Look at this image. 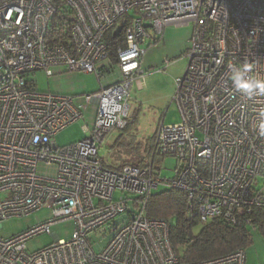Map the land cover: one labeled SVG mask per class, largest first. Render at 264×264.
Returning <instances> with one entry per match:
<instances>
[{"label":"built area","instance_id":"obj_1","mask_svg":"<svg viewBox=\"0 0 264 264\" xmlns=\"http://www.w3.org/2000/svg\"><path fill=\"white\" fill-rule=\"evenodd\" d=\"M55 17L67 44L49 39ZM121 19L119 79L87 94L85 103L38 91L27 78L39 70L51 77L63 67L101 81L111 62L106 34ZM175 23L192 25L187 68L174 78L181 121L160 125L151 161L110 168L98 156L102 142L113 129L127 128L130 92L145 75L143 57ZM241 63L249 65L247 77L264 79V0H0V229L4 220L44 207L53 213L0 237V264H246L244 248L182 262L169 223L146 215L160 188L185 192L202 221L235 225L264 207V95L250 97L231 84L229 65ZM91 102L98 105L93 129L84 126V138L59 145L57 136ZM157 156L177 159L173 176L161 175ZM41 163L56 166V174L40 175ZM66 220L75 232L61 239L52 226ZM105 225L96 251L89 236ZM45 233L57 242L29 252L26 243Z\"/></svg>","mask_w":264,"mask_h":264},{"label":"rangeland","instance_id":"obj_2","mask_svg":"<svg viewBox=\"0 0 264 264\" xmlns=\"http://www.w3.org/2000/svg\"><path fill=\"white\" fill-rule=\"evenodd\" d=\"M191 29V24H169L163 30V39L160 42L161 48L156 52L151 51L155 49V46L149 49L150 54H147L146 65H143L142 68L144 69L142 70L145 72L152 70V72L151 74L146 73L150 76H148V79L146 78L143 88L133 87L130 92L128 126L125 130L113 129L106 136L99 149L98 156L108 167L117 168L127 166V164L151 161V152L160 125L162 123L167 125L176 124L181 121L180 111L173 101L174 86L171 91L170 87H167L164 83H168V80L175 78L172 72L179 74V76L184 74L188 59L184 54L185 52L181 53V50L185 47L184 36L190 33ZM153 30V28H149L148 31L154 36ZM166 61H170V63L167 65ZM107 63L109 62L107 61ZM109 64L102 69L104 76L101 81L95 73L81 71L62 72L48 77L39 70L30 73L27 78L33 81L38 91H50L62 95L69 94L75 96V104L80 105L86 102L85 96L96 93L101 88L102 83H110L119 79L120 74L117 64L112 62ZM154 65L155 67H152ZM162 68H166V70H162ZM59 69L55 68L54 70ZM158 69H161V72ZM155 73L161 74L158 76ZM97 106L95 102L88 103L87 108L84 110V116L57 136L58 144L66 145L84 138L86 134L83 132V127L87 126L90 130L94 127ZM176 163L177 159L175 157L157 156L153 165L161 171L162 176L170 177L174 174ZM56 171V166H47L43 163L38 166V173L42 176L52 177L56 174ZM118 194L119 192L116 193V195ZM50 218H53L51 208L44 207L30 216L4 220L0 229V237H12ZM108 227V225H105L91 233L89 236L91 242L94 244L95 240L102 238L109 230ZM74 229V221L66 220L55 223L51 231L57 232L61 239H70L74 235ZM200 230V226L195 228L196 232ZM251 235H253L254 240L246 249V264H264V238L257 229H253ZM54 242H57L54 235L40 234L30 239L26 243V248L29 252H35ZM94 248L96 251L100 250V247L96 244H94Z\"/></svg>","mask_w":264,"mask_h":264},{"label":"trees","instance_id":"obj_3","mask_svg":"<svg viewBox=\"0 0 264 264\" xmlns=\"http://www.w3.org/2000/svg\"><path fill=\"white\" fill-rule=\"evenodd\" d=\"M55 22L56 17L50 25V41L67 44L69 37L56 32ZM120 24L126 27L122 19ZM115 29L106 34L113 64L118 63V49L125 46L124 29L118 33ZM197 212L185 192L178 189L157 190L146 207V215L169 223V238L182 262L207 260L240 248L247 249L254 240L251 235L253 229H257L264 238V207H256L250 214L241 216L235 225L226 224L220 218L202 221ZM199 226L201 230L196 232L195 228Z\"/></svg>","mask_w":264,"mask_h":264},{"label":"clouds","instance_id":"obj_4","mask_svg":"<svg viewBox=\"0 0 264 264\" xmlns=\"http://www.w3.org/2000/svg\"><path fill=\"white\" fill-rule=\"evenodd\" d=\"M229 80L238 92L252 96L254 94L264 95V79H252L247 77L250 71L247 63L229 65ZM264 128V125H262Z\"/></svg>","mask_w":264,"mask_h":264},{"label":"crops","instance_id":"obj_5","mask_svg":"<svg viewBox=\"0 0 264 264\" xmlns=\"http://www.w3.org/2000/svg\"><path fill=\"white\" fill-rule=\"evenodd\" d=\"M175 24H177V25H181V24H184V23H175ZM192 30V29H191ZM191 34H192V31H190V33H188L187 35H185L184 36V42H185V47L181 50L182 52L181 53H183V52H186L187 51V49H188V41L190 40V37H191ZM161 44L159 43V44H157L154 48L155 49H153V50H151V51H154V52H156L157 50H159L161 47ZM152 49V48H151ZM148 51H149V49H148ZM147 51V54L149 53ZM150 51V52H151ZM153 52V53H154ZM153 53H151V54H153ZM147 54H145L144 55V57H143V60H142V67H143V65L145 64L146 65V59H147ZM150 54V53H149ZM141 67V68H142ZM152 67H155V65L154 66H152ZM169 68H171L170 66H168ZM56 68H60L59 70H55L54 72H57L56 74H58V73H62V72H65L64 70V68L63 67H56ZM142 69H144V68H142ZM161 69H158V71L159 72H161L160 71ZM162 70H166V68L164 69V68H162ZM171 70V69H170ZM157 71V72H158ZM172 71V70H171ZM170 71V72H171ZM151 72H152V70L151 71H148L147 70V72H145V75L143 76V77H140V78H138V79H136V81H135V83H134V85H133V87H137V88H143L144 87V83H145V80H147L148 79V76H150L149 74H151ZM146 73H149L148 75H146ZM173 74L172 75H175V76H173V77H175L176 78V76H179V74H176V73H174V72H172ZM153 74V73H152ZM155 74H158V76L161 74V73H155ZM147 78V79H146ZM174 79V78H173ZM173 79H170V80H168L169 82L168 83H164L167 87L169 86L170 87V89H171V91L173 90V86H174V90H175V80H173ZM118 80V79H117ZM115 81V80H114ZM112 82H110V83H102V85L103 86H108V85H110ZM133 89V88H132ZM75 124V123H74ZM74 124H72V125H74ZM72 125H70L68 128H70ZM68 128H66L65 130H67ZM63 132V131H62ZM61 133V132H60Z\"/></svg>","mask_w":264,"mask_h":264},{"label":"water","instance_id":"obj_6","mask_svg":"<svg viewBox=\"0 0 264 264\" xmlns=\"http://www.w3.org/2000/svg\"><path fill=\"white\" fill-rule=\"evenodd\" d=\"M115 33H118V32H121L122 31V26L121 25H118Z\"/></svg>","mask_w":264,"mask_h":264}]
</instances>
